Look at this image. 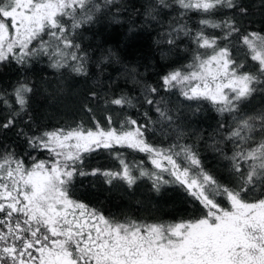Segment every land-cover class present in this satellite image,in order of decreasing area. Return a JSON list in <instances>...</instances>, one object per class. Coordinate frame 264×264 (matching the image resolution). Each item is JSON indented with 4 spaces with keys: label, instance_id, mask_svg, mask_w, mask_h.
Masks as SVG:
<instances>
[{
    "label": "snow or ice",
    "instance_id": "1",
    "mask_svg": "<svg viewBox=\"0 0 264 264\" xmlns=\"http://www.w3.org/2000/svg\"><path fill=\"white\" fill-rule=\"evenodd\" d=\"M133 11L159 29L161 60L179 49L184 62L156 83L124 65L130 90H93L84 118L42 127L30 111V70L45 64L99 85L121 60L111 49L92 55L82 32ZM251 17L245 0H143L138 8L130 0H0V69L21 73L0 86V264H264V29ZM205 108L217 118L210 134L182 119V110ZM200 142L224 162L223 175L205 167ZM93 154L110 165L89 168ZM85 177L109 189L140 181L156 193L178 188L187 215L106 213L77 194Z\"/></svg>",
    "mask_w": 264,
    "mask_h": 264
},
{
    "label": "trees",
    "instance_id": "2",
    "mask_svg": "<svg viewBox=\"0 0 264 264\" xmlns=\"http://www.w3.org/2000/svg\"><path fill=\"white\" fill-rule=\"evenodd\" d=\"M129 3V0H124ZM137 8L143 0H130ZM248 4L252 17L250 26L256 30L264 29V10L259 6V0H245ZM119 24L101 20L100 23L89 27L82 32L80 42L82 47L89 50L94 56H99L101 51L111 49L120 57L121 64L111 65L106 68L104 77L99 85L96 79L76 76H59L52 74L45 64H39L29 72V79L35 84V91L30 100V111L42 127H59L72 125L84 118L82 104L85 97L93 90L102 91L105 88L111 90H130L132 84L125 83L124 78L119 76V69L124 65L135 67L141 74V79L156 83L158 76L168 70L169 65H177L184 62L186 53L177 49L167 61L161 60L160 48L155 44L158 38V28L146 25L142 17L135 11L131 13H119ZM132 29L129 31V29ZM187 41L181 43V48ZM92 72L96 69L92 68ZM21 73L13 66L0 69V86L7 87L20 77ZM174 102L177 97H172ZM253 105L262 103L260 97L252 102ZM97 118L104 120L102 106L94 105ZM182 119L186 124H191L192 129L210 134L216 127V114L205 108L202 112L193 116L186 109L182 110ZM151 135V134H150ZM5 139L12 141L15 138L9 134ZM163 139L157 135L156 141ZM164 143L168 141L163 140ZM189 143L193 140L189 139ZM201 157L207 169L223 175V164L204 142L198 144ZM109 159L104 155H96L90 158L88 167H107ZM80 185H83L81 187ZM77 194L90 201L106 213L116 215L126 214L136 218L148 220L171 219L187 215L189 204L187 197L180 189L165 187L159 193L152 190L147 181H140L131 190L126 186L109 189L99 177H85L77 181Z\"/></svg>",
    "mask_w": 264,
    "mask_h": 264
}]
</instances>
